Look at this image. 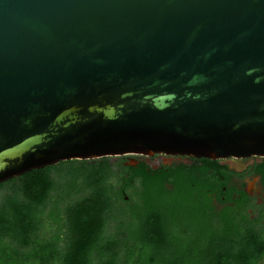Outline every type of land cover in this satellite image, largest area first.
I'll return each instance as SVG.
<instances>
[{"label":"water","instance_id":"water-1","mask_svg":"<svg viewBox=\"0 0 264 264\" xmlns=\"http://www.w3.org/2000/svg\"><path fill=\"white\" fill-rule=\"evenodd\" d=\"M127 155L264 157V0H0V183Z\"/></svg>","mask_w":264,"mask_h":264},{"label":"trees","instance_id":"trees-1","mask_svg":"<svg viewBox=\"0 0 264 264\" xmlns=\"http://www.w3.org/2000/svg\"><path fill=\"white\" fill-rule=\"evenodd\" d=\"M134 160L60 161L0 183V264H261L264 212L242 173ZM253 173L264 184V162Z\"/></svg>","mask_w":264,"mask_h":264},{"label":"flooded vegetation","instance_id":"flooded-vegetation-1","mask_svg":"<svg viewBox=\"0 0 264 264\" xmlns=\"http://www.w3.org/2000/svg\"><path fill=\"white\" fill-rule=\"evenodd\" d=\"M130 157L132 158H128V159H136V158L143 159L147 164H149L151 167L154 168L157 167L160 163L163 164H170L173 162L188 163L192 160V158H188L185 156H165V155H154L151 157L133 155ZM157 157H161L162 159L157 166H153L149 160H152ZM163 158H166L167 161H164ZM263 162H264V157H257V156H252L246 159H239V160H232V159L221 160V163L227 165L228 168L233 172L243 174V177H241V179L235 177L234 182H238L239 185L242 186L243 191L253 201V204L256 207L255 209L259 213V215L264 212V184L262 182V177L259 174H254L253 172H254V168L259 167ZM248 180L255 182L258 192L248 191L247 189ZM248 212H250V210ZM262 222L264 223V221Z\"/></svg>","mask_w":264,"mask_h":264},{"label":"rangeland","instance_id":"rangeland-1","mask_svg":"<svg viewBox=\"0 0 264 264\" xmlns=\"http://www.w3.org/2000/svg\"><path fill=\"white\" fill-rule=\"evenodd\" d=\"M130 156H133V155H127V156H126L127 159H128V158H132V157H130ZM114 158H115V157H114ZM161 159H162L161 157H157V158H154V159L149 160V161H150V163H151L153 166H157V165L159 164V162L161 161ZM129 160H130V159H129ZM163 160H164V161H167L166 158H163ZM247 189H248V191H250V192H258V189H257V187H256L254 181H249V180H248ZM261 264H264V260L261 262Z\"/></svg>","mask_w":264,"mask_h":264}]
</instances>
